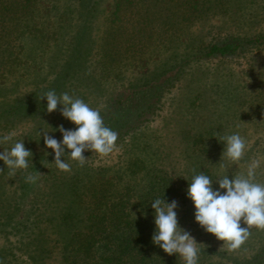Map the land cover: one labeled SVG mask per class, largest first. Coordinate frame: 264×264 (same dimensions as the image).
<instances>
[{
    "label": "rangeland",
    "instance_id": "obj_1",
    "mask_svg": "<svg viewBox=\"0 0 264 264\" xmlns=\"http://www.w3.org/2000/svg\"><path fill=\"white\" fill-rule=\"evenodd\" d=\"M89 1L37 4L40 19L54 20L63 12L67 23L45 44L27 41L25 64L0 79V111L4 102L31 94L36 99L50 90L57 95L67 92L99 109L106 126L109 114L118 113L121 125L111 128L118 133L116 146L103 157L86 150L83 167L66 152L62 159L72 170L64 172L56 167L55 153L44 144L42 132L59 141L63 136L55 129L60 125L75 129L62 116V105L49 113L45 97L43 110L30 117L4 123L7 117L0 114L1 137L13 136L0 144V152L22 140L32 152L29 167L15 170L13 176L1 160L0 264H69L65 254L74 250L65 248L66 241L84 224L77 221L75 210L76 220H62L71 211L69 180L96 184L120 175L136 186L135 196L147 188L151 174L157 175L165 201L178 202L179 225L199 243L198 264H264V230L252 227L240 248L229 251L226 243L195 221V208L187 197L193 169L208 175L215 189L219 187L215 180L246 173L251 160L259 159L256 182L264 183V41L249 43L232 55L203 54L210 43L264 35V0H199L201 4L196 0L197 12L185 15L183 24H178L175 5L192 7L194 0H161L155 6L127 0L122 20L110 16L115 0H98L91 12ZM137 12L154 17L138 24ZM70 70L73 79L68 78ZM236 132L247 147L244 157L233 164L221 159L225 145L220 140ZM137 158L148 171L131 174L128 166ZM28 174H38L39 180L27 183ZM85 212L80 210L79 217ZM151 215L147 224L155 231ZM241 226L246 227L243 222ZM165 255L173 256L174 264H184L179 254Z\"/></svg>",
    "mask_w": 264,
    "mask_h": 264
},
{
    "label": "trees",
    "instance_id": "obj_2",
    "mask_svg": "<svg viewBox=\"0 0 264 264\" xmlns=\"http://www.w3.org/2000/svg\"><path fill=\"white\" fill-rule=\"evenodd\" d=\"M40 1L0 0V79L12 75L13 69L18 65L25 64L24 54L28 40L45 44L49 37L59 36V31H63L68 16L61 12L54 20L44 17L40 19L35 13V8ZM83 1L86 3L89 0ZM136 1H147L148 6H155L159 5L161 0ZM197 1L198 4L202 3V1ZM97 2L98 0L89 1L91 7L87 11L91 12L96 9L95 3ZM194 3L192 7L181 8L183 3L177 2L175 6L178 12V24L184 23V17L188 13L192 17L197 12L199 6L196 0ZM126 4L127 0L114 1V10L110 15L112 20L124 19L121 11ZM152 17H154L152 14L146 16L139 14L135 20L139 24ZM117 32L118 29L114 33ZM109 35L107 33L106 37L112 38ZM256 41L263 42L264 35L254 40L246 39L244 42L210 43L205 46L203 54L205 57L232 55L243 46ZM108 47L109 45H106V48ZM67 75L68 78L73 79L71 70ZM34 96L37 95L31 94L14 99L13 102H4L5 106L0 111L1 115L7 117L4 123L18 117H30L42 111L44 101L40 97L35 99ZM114 112L109 114L108 127L117 130L121 124L118 123V113ZM1 166L0 160V169ZM145 167L141 158H137L130 162L128 170L129 173L136 174L138 171L142 172V169L146 170ZM129 173H127L128 176ZM143 175L144 173L141 178ZM114 177L117 179H109L96 184L85 182L80 185L77 179L72 182L68 181L69 189L73 191V198L70 204L71 211H67L62 216V220L66 223H69L68 220H76L72 211L75 210L77 221L84 224L75 230L66 241L65 248L71 247L74 252L71 254L67 252L64 261L69 264H174L173 256L165 255L162 250L156 248V244L152 241L154 229L147 224L150 221L149 216L153 217L151 214H154L151 202L156 198L165 199L166 197L160 182L155 181L157 175L151 174L147 188L135 196V185L122 180L120 175ZM137 179L140 180V178ZM166 194L168 196L169 192L166 191ZM80 210L86 211L84 216L79 217Z\"/></svg>",
    "mask_w": 264,
    "mask_h": 264
},
{
    "label": "clouds",
    "instance_id": "obj_3",
    "mask_svg": "<svg viewBox=\"0 0 264 264\" xmlns=\"http://www.w3.org/2000/svg\"><path fill=\"white\" fill-rule=\"evenodd\" d=\"M45 97L49 113L62 105V116L76 125L75 129H65L63 125L55 129L62 133L63 139L59 141L49 136L48 131L42 130L44 144L54 151V163L59 170H72L70 164L62 159L66 152L71 160L83 167L87 160L83 154L86 150L102 157L114 150L118 133L105 125L99 109L90 107L81 98L70 96L67 92L57 95L54 90H50L43 93L40 99ZM12 139V134L4 135L0 137V144ZM220 141L225 145L221 159L226 158L235 164L244 157L247 144L239 132L226 135ZM30 156L32 157V152L25 148L23 140L15 142L10 150L0 152V160L10 170V176L15 175L17 169H27ZM260 166L259 159L251 160L246 173L231 178L224 175L215 180L219 185L215 189L213 180L208 175L203 172L195 174L193 169L194 175L187 188V197L193 202L195 221L206 232L226 243L229 251L240 248L248 239L252 227L264 230V183L256 182V170ZM221 167L226 166L221 164ZM38 180V174H28L25 177L27 183L34 184ZM151 207L154 209L155 223L153 243L169 255L179 254L184 264H198L199 243L179 225L176 211L178 202L175 199L166 202L164 198H156L151 202ZM242 222L246 227L241 226Z\"/></svg>",
    "mask_w": 264,
    "mask_h": 264
}]
</instances>
